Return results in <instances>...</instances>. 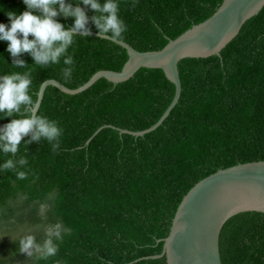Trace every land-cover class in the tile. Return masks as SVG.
Here are the masks:
<instances>
[{"label": "trees", "instance_id": "1", "mask_svg": "<svg viewBox=\"0 0 264 264\" xmlns=\"http://www.w3.org/2000/svg\"><path fill=\"white\" fill-rule=\"evenodd\" d=\"M223 0H120L128 25L123 40L141 51L162 49L194 24L210 17ZM23 0H0L6 11L25 10ZM89 17L93 15L87 9ZM66 27L73 18L58 16ZM92 31H98L89 22ZM79 36V34H77ZM73 78H60V65L35 67L32 91L47 79L70 88L85 84L101 69L120 71L129 58L117 43L95 35L69 50ZM28 67L34 61L21 54ZM182 93L170 115L144 136L121 133L113 125L143 130L172 102L175 84L162 68H140L130 79L100 78L88 89L68 94L53 85L38 111L64 129L55 154L44 140L26 143L13 159L26 156L35 172L16 180L0 172V230L40 225L43 244L54 234L59 251L48 260L23 254L28 264H168L159 254L183 197L201 179L241 162L264 160V7L245 22L221 56L183 58ZM27 71L14 66L7 42L0 41V74ZM0 119V125L10 120ZM95 134V135H94ZM7 155V154H5ZM52 229L53 232H47ZM57 231V232H55ZM15 239L12 244L19 247ZM223 264H264V213L246 211L229 218L220 233ZM14 258L0 259V264Z\"/></svg>", "mask_w": 264, "mask_h": 264}, {"label": "water", "instance_id": "2", "mask_svg": "<svg viewBox=\"0 0 264 264\" xmlns=\"http://www.w3.org/2000/svg\"><path fill=\"white\" fill-rule=\"evenodd\" d=\"M263 7L264 0H223L214 14L194 24L158 50L141 51L122 40L117 44L127 50L129 58L120 71L101 69L77 88H70L54 78L47 79L40 86L38 103L33 113L39 110L49 85L68 94H77L100 78L120 83L130 79L142 67L162 68L175 84L176 90L172 102L156 123L138 131L103 125L95 132L97 134L105 127H113L121 133L144 136L158 128L180 100L182 81L179 62L183 58L221 56V51L239 34L245 22L257 15ZM91 35L106 38L98 31L91 30ZM164 56L169 59L162 64L161 58ZM246 211L264 213V160L237 163L219 169L197 182L178 206L170 232L163 239L162 252L135 261L166 256L168 264H223L220 253L222 227L229 218Z\"/></svg>", "mask_w": 264, "mask_h": 264}, {"label": "clouds", "instance_id": "3", "mask_svg": "<svg viewBox=\"0 0 264 264\" xmlns=\"http://www.w3.org/2000/svg\"><path fill=\"white\" fill-rule=\"evenodd\" d=\"M23 3L24 11H6L8 23L0 22V41L7 42L14 66L27 68L23 72L0 74V119L11 118L0 125V172H12L18 181L36 175L26 156L13 159L20 151L25 135L30 134L26 143L47 141L53 154L61 150L64 135L58 120L38 110L33 113L38 103V97L32 91L34 68L60 65L62 61L64 67L60 69V78L69 82L75 66L69 50L75 47L78 39L91 34L90 21L101 36L113 43L122 41L128 31V25L120 15V0H23ZM136 3L137 0H131L132 7ZM87 9L93 11L91 17ZM58 16L73 18L72 26L66 27ZM23 53L32 57L33 67H28L21 58ZM168 59V56L162 57L161 63H167ZM57 239L58 236L53 234L42 246L35 235L27 234L19 239L18 251L29 257L36 252L37 259L46 261L56 257L60 247Z\"/></svg>", "mask_w": 264, "mask_h": 264}, {"label": "rangeland", "instance_id": "4", "mask_svg": "<svg viewBox=\"0 0 264 264\" xmlns=\"http://www.w3.org/2000/svg\"><path fill=\"white\" fill-rule=\"evenodd\" d=\"M41 231L42 227L40 225H21L9 231L0 230V259L14 258V261L12 263L7 262L4 264H28L27 262H25V258H20V256L24 253L19 252V247H15L12 242H15V239L20 236H24L27 234L37 235L40 234ZM47 232L52 233L53 230L48 229Z\"/></svg>", "mask_w": 264, "mask_h": 264}]
</instances>
